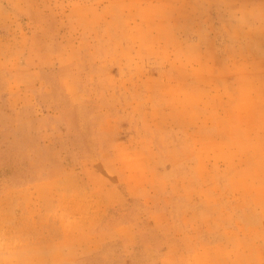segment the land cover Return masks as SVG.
I'll use <instances>...</instances> for the list:
<instances>
[{
	"label": "rangeland",
	"instance_id": "obj_1",
	"mask_svg": "<svg viewBox=\"0 0 264 264\" xmlns=\"http://www.w3.org/2000/svg\"><path fill=\"white\" fill-rule=\"evenodd\" d=\"M92 1L94 8L87 0H29L47 53L39 61L41 80L53 93L13 114L8 79L0 86V254L75 237L84 254L100 241L109 264H162L163 254L138 248L133 233L119 231L150 202L163 215L176 197L191 212L181 224L165 217L172 230L181 225L167 252L196 256L200 264H264V232L242 222L229 179L218 188L230 194L234 209L209 214L204 204L199 215L190 202L201 191L173 182L200 175L202 164L204 171L219 167L212 175L222 177L224 162L264 177V0ZM16 8L30 15L24 4ZM70 81L85 100L80 107ZM71 123L75 134L67 132ZM211 131H219L214 140L204 136ZM146 139H153L155 153L146 151ZM131 140L144 149L138 156L126 147ZM93 154L117 158L123 172L137 162L141 179L154 177V201L131 204L120 188L123 205L116 207L113 195L91 186L84 164ZM127 206L133 216L123 214ZM214 215L220 220L213 222ZM198 228L206 235L196 237Z\"/></svg>",
	"mask_w": 264,
	"mask_h": 264
},
{
	"label": "crops",
	"instance_id": "obj_2",
	"mask_svg": "<svg viewBox=\"0 0 264 264\" xmlns=\"http://www.w3.org/2000/svg\"><path fill=\"white\" fill-rule=\"evenodd\" d=\"M87 2L88 4L86 6L89 8H94L96 5L92 0H87ZM19 3L28 7L29 16L27 14H21L20 8H16ZM33 4L29 2V0L28 2L26 0H18L14 6H11L6 0H0V86L3 85L2 80L7 78L9 81L8 98L10 112L13 114L22 109L37 107L42 95L53 93L51 91L52 87L45 85L41 80L43 66L39 61L41 57L47 56V53H44L41 49L43 32L37 24L36 15L33 11L29 12V9H36V4ZM30 25H32L33 28H28ZM62 54L63 53H60L58 56ZM82 56H84L83 53ZM68 85L74 105L80 107L85 103V100L80 94L78 82L70 81ZM71 121L74 122L73 119ZM71 126V129L67 128V132L69 134L77 133L76 124L71 123ZM218 132L219 131H211L205 133L204 136L212 137L214 140V137H218ZM221 135L222 136L219 138L223 141L224 136L222 133ZM132 140L126 147L132 148L133 151L131 153L133 154L134 152L136 155H133L138 156L144 149L141 145L136 146L133 144ZM213 140L209 148L212 150L211 152H214V150L215 152L211 153V157L217 156L218 153V145L217 143H213ZM145 141L148 149L146 151L150 154L155 153L153 144L149 145V142L152 143L153 139H146ZM200 149H202V147ZM87 162L88 165L83 164L86 166V170L89 171L92 180V188L100 190L102 194L113 195L112 198L116 201V207H122L123 205L119 192L120 188L126 189L128 194L127 200L130 201L131 204L134 201L142 199L154 201L153 197L156 196L153 188L156 185L154 177H151V180L148 178L146 180L141 179L139 177L140 169H138L137 162L134 167L132 166V162L129 164L127 163L125 172L120 170V164L115 157L99 160L93 154ZM225 163L228 162H224V164L221 165L223 166L222 170H224L225 174L222 177L212 175L218 172L219 167L212 165L210 171H204L205 165L202 164L201 169H203V171L200 175L195 177H181L173 182L177 183L181 189H184V187L187 189V186L193 183L194 187L198 188V191H201V195H204L205 201H202L201 196L197 201L190 202V204L195 205L196 210H198L197 215H199L203 213V209H208L207 206L209 207V214L213 212L217 214L221 210L224 213L230 211L232 208L234 209L235 204L230 198V194L218 188L222 181L229 179L232 183V190L238 203L237 206L244 212L241 219L242 222L245 223V225L252 223V225H248L250 228L256 227V231L264 232V177L259 171L251 169L250 167L249 172L244 171L242 173V171L236 170L233 166H229ZM75 165H79V163ZM165 179L166 183H168V188L170 191H173L175 188L171 187V180L168 178ZM93 195L98 196L96 192ZM169 200L170 202L167 209L163 213L164 216L160 214L158 207L156 205H151L150 202V206L145 210L140 219L122 226L123 230L121 229L119 232L123 233L124 230H128L134 234V239L138 248H143L146 251H156L155 254H163L162 264H200L196 256L187 257L179 250L173 255L166 251L170 250L171 245L169 243L172 239L176 238L177 233L178 237L181 234V220H183V218L186 219L191 212L187 200L177 199L176 197ZM204 204L207 206L203 207ZM125 209L129 211L123 214H127L128 212L130 216L135 214L132 207L127 206ZM159 216L167 223L166 225H156L154 218H158ZM214 216L215 217L211 216L213 222L220 220V215ZM105 217L106 216L103 215L102 219ZM165 217L167 219L170 218L173 220L176 218V220H179L180 224L178 230H176L175 227L172 230ZM221 229V226H218L216 229H212V233L218 234ZM111 232L115 234L117 231L111 230L110 233ZM206 233L207 231L205 228H198L196 230V237H199L198 235L201 234L202 236L204 234L206 235ZM172 234L174 235L172 236ZM99 236H102L101 233ZM80 239L81 238L73 237L57 242L35 244L22 250L3 251L0 254V258L2 259L0 260V264H109L111 262L108 251L101 249L103 245H100V241L99 245H97L98 247H96L98 248L96 251L86 254L81 253L80 246L83 245L84 242ZM86 240L87 239L83 238V241ZM101 242H103V240H101ZM183 256L185 259L187 257V260H185ZM178 258L179 260L174 263L173 260Z\"/></svg>",
	"mask_w": 264,
	"mask_h": 264
}]
</instances>
